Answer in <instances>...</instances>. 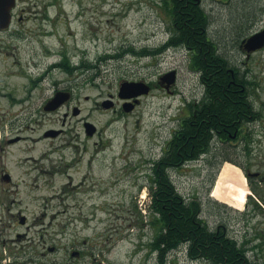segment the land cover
<instances>
[{"label":"rangeland","instance_id":"374dc122","mask_svg":"<svg viewBox=\"0 0 264 264\" xmlns=\"http://www.w3.org/2000/svg\"><path fill=\"white\" fill-rule=\"evenodd\" d=\"M260 2L206 0L203 6L219 52L253 71V78L260 79L258 93L264 101V52L247 60L232 47L239 33L257 28L251 20L262 10L255 7ZM19 5L26 7L24 30L42 33L0 41V79L14 68H37L31 65L39 59L43 66L59 61L64 52L70 70L51 74L48 91L54 90L52 81L58 78L66 80L72 96L55 112L31 104L17 119L20 107L0 105V129L8 130L13 124V132L21 131L26 138L9 145L2 135L0 164L13 181L1 185L0 249L7 253L16 249L18 264H155L156 254L149 249L155 230L148 206V174L179 126L186 104L195 96L200 99L204 86L186 50L159 56H105L129 45L139 50L161 46L171 33V16L162 0H19ZM83 60L84 68L75 69ZM89 63L98 67L88 69ZM171 69L178 71L174 94L154 89L131 112L123 110L125 103L117 97L123 81L156 82ZM106 99L112 100L115 110L101 105ZM75 106L80 109L77 115ZM85 121L97 127L96 137L86 135ZM53 128L63 131L45 137V131ZM52 150H57L51 155L54 161L40 165V155ZM26 156L37 165L29 177L18 164ZM53 166L59 173L48 171ZM211 173L200 162L173 169L171 176L187 200L200 199L201 215L211 228L224 226L238 238L234 208L206 191ZM167 264L204 263L191 261L177 250Z\"/></svg>","mask_w":264,"mask_h":264},{"label":"trees","instance_id":"16d2710c","mask_svg":"<svg viewBox=\"0 0 264 264\" xmlns=\"http://www.w3.org/2000/svg\"><path fill=\"white\" fill-rule=\"evenodd\" d=\"M171 16V39L156 48L127 49L107 54L120 58L125 53L135 56L159 55L169 46H182L192 54V67L200 73L204 94L195 116L185 117L167 140L168 149L153 161L147 187L151 196L149 206L155 233L149 243L156 254L155 264H167L169 255L182 250L191 261L204 264H261L247 257L238 240L223 227L211 228L202 217V204L197 197L187 200L178 190L171 176L173 169L185 167L206 151L215 135L224 132L223 127H233L236 117L245 121L249 105L241 95L238 84L232 82L228 60L220 54L217 42L210 33L211 18L198 0H162ZM105 57H102L103 59ZM66 69L70 70L68 60ZM89 68H95L91 63ZM86 65V66H88ZM84 67V64H83ZM239 81V80H237ZM149 214V215H150Z\"/></svg>","mask_w":264,"mask_h":264},{"label":"flooded vegetation","instance_id":"af4514ba","mask_svg":"<svg viewBox=\"0 0 264 264\" xmlns=\"http://www.w3.org/2000/svg\"><path fill=\"white\" fill-rule=\"evenodd\" d=\"M205 1L206 0H198V2L202 5ZM220 1L225 4L227 2V0ZM257 1L260 2L262 0ZM255 7H262V10H258L251 20L253 27L258 24L257 28L252 30V33L249 32L245 35H243L244 33L242 32L239 33L235 38L234 43H232L235 54H245L247 60L250 59L251 56L264 52V43L255 49H250V47L247 46V40L249 37L264 31V0L263 3L260 2L259 5H256ZM9 13H11V19L8 22L9 24L4 26L0 23V41H17L18 38L24 34L39 35L42 33L35 31L32 28H30L27 32L24 30L25 27L23 25L27 22L25 20L27 12L26 7L19 5V0H16L15 5L11 8ZM172 35L173 34H170L168 36L166 42L171 39ZM1 49L2 48H0V50ZM188 52L190 63V57L192 54L189 49ZM60 54L62 55V58L59 61L56 59L54 63L48 62L46 63V66H43L41 64V59H39L38 61H33L34 64L31 65L36 66L37 68H14L15 70L11 69L4 73L3 80L0 79V105L8 104L10 107H20L16 111L17 113L14 118H20L25 112V109L31 104L38 103L39 107L41 106L43 110L47 112H55L64 107L68 100L71 99L72 92L67 88L65 84L66 80H57V78L55 81H52L54 84V90H51V92L48 91L50 90V85H52L50 84V80H52L50 77L51 74L55 76L58 73H65V71H67L65 63L67 61V53L60 52ZM220 54L224 57V59L228 60L230 64L228 72L233 80L232 82L236 83L235 86L238 84L239 91L241 93L240 96L244 95L247 98L246 103L249 105V114L246 116L245 121L241 116L236 117V119L232 122L234 128L224 126V132L219 133V135H215L210 141L206 151L203 152L206 154V157L202 161H197L194 165L202 162L206 165L207 169L212 172L206 189L208 195L210 196H212L210 192L216 176L227 160L228 162L236 164L240 168L246 179L245 181L248 192L245 200L243 201V205L240 208L233 207L235 211V221L239 231L238 233L240 234L238 237V243L240 248L246 251L247 257L250 260L255 263L264 264V101L258 93V89L262 87V85L260 84V79L253 78V71L250 70L249 67L242 69L236 62L230 61L226 58V55L222 53ZM49 56L50 55H48L47 58H49ZM242 63L243 65H246V61H243ZM75 69L81 68L79 67ZM72 72L73 70H71L70 73L72 74ZM256 77H258V74H256ZM147 82L151 86V93L154 89H160L170 94H174L176 92L177 82L171 87V89H166L165 85L160 83L159 78H157L156 82H151L150 80ZM63 83L64 86H61ZM67 94H69V98L58 105L57 108H46L54 99L57 100ZM147 96H144V98ZM110 97L113 100L115 98L113 94H110ZM142 99L143 97L141 98V102ZM193 99L195 102L194 104H198L200 102V99L196 96ZM119 101H121L122 105L125 102V100H121L120 98ZM75 108L78 107L75 106ZM112 109L115 110V104ZM197 112V107L189 109V107L186 106L183 109V114L179 116V124L182 123L185 117L195 116ZM85 123L86 121L84 124ZM12 125L8 128V130L12 131L11 134L7 133V129H0L1 151L3 149L2 135L5 136V140H7L9 145L26 139L24 135L20 133L21 131L13 132V129L15 131V128H13ZM62 131V129H48L45 131L44 136L56 137L59 136ZM98 133L99 132L97 131V133L91 138L96 137ZM167 149L168 146L166 142L164 144L163 151H166ZM44 155L46 156V161H54V159L51 158L52 156L50 152L45 153ZM21 161L22 159L19 160V162ZM39 164L45 166V164H42L40 161ZM40 165H38V167H40ZM48 171L50 173H59V168L58 166H53L51 170L48 169ZM23 173L28 175V177L31 175V173L25 172L24 170ZM3 181L8 183L12 182L13 177L9 171L4 170L0 164V198H2L3 195V190L1 188ZM22 181L26 183L25 180ZM18 215H20L21 218L24 217L21 213L17 214V216ZM222 227L225 231H227L224 226ZM15 250L16 249L12 248L11 251L7 253L6 250L3 251V249H0V264H18V254Z\"/></svg>","mask_w":264,"mask_h":264},{"label":"water","instance_id":"95a60500","mask_svg":"<svg viewBox=\"0 0 264 264\" xmlns=\"http://www.w3.org/2000/svg\"><path fill=\"white\" fill-rule=\"evenodd\" d=\"M16 0H0V23L2 25L9 24V20L11 19V8L15 5ZM264 43V31L261 33H257L252 35L247 40V46L250 49H255L260 47ZM177 73L175 70L168 72L160 77V83L165 85L167 89L171 88V86L176 82ZM151 87L144 81H123L120 85L119 97L122 99H133V102H126L124 104V110L126 112H130L134 109L135 105L139 103V96L149 94ZM69 98V94L64 95L63 97L54 99L46 108L47 109H55L60 105L63 101ZM105 108H110L113 103L111 100H106L102 103ZM80 110L75 109L74 114H79ZM86 132L88 135L92 136L96 132V126L91 122H86L85 124ZM24 222V219L22 220ZM74 255H79V252H73Z\"/></svg>","mask_w":264,"mask_h":264},{"label":"bare ground","instance_id":"6f19581e","mask_svg":"<svg viewBox=\"0 0 264 264\" xmlns=\"http://www.w3.org/2000/svg\"><path fill=\"white\" fill-rule=\"evenodd\" d=\"M54 153H57V151H50L51 155ZM44 154L45 153H42L39 157L42 164L46 163V156ZM19 166L28 173H34L37 167L32 164V157L30 156L24 157L23 160L19 162ZM245 180L240 168L227 161L220 170L215 186L211 192L212 196L218 201L220 200L223 203L240 208L248 192Z\"/></svg>","mask_w":264,"mask_h":264}]
</instances>
